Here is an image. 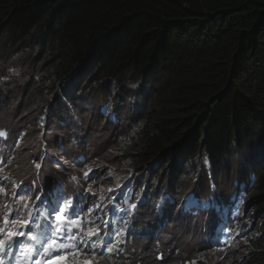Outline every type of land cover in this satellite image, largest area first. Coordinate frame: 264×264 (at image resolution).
I'll use <instances>...</instances> for the list:
<instances>
[{
	"label": "trees",
	"instance_id": "trees-1",
	"mask_svg": "<svg viewBox=\"0 0 264 264\" xmlns=\"http://www.w3.org/2000/svg\"><path fill=\"white\" fill-rule=\"evenodd\" d=\"M0 13V63L17 54L29 80L0 104L10 109L17 98L32 126L46 109L62 111L47 119L57 128L66 111L107 95L103 82L138 78L156 91L108 144L137 156L148 179L173 188L191 181V169L222 171L233 148L264 141V0H0ZM259 159L247 201L260 210L264 153ZM255 243L264 250V235ZM254 257L264 264V253Z\"/></svg>",
	"mask_w": 264,
	"mask_h": 264
},
{
	"label": "clouds",
	"instance_id": "clouds-1",
	"mask_svg": "<svg viewBox=\"0 0 264 264\" xmlns=\"http://www.w3.org/2000/svg\"><path fill=\"white\" fill-rule=\"evenodd\" d=\"M1 64L9 66V70L5 73L7 81L0 83V99L4 96L9 100L8 89L19 86L24 90V85L29 80L27 81V74L19 64L17 54L9 55ZM131 82H135L137 86L143 84L138 78ZM109 90L107 92L110 95L107 92L104 96L92 95L91 107L84 106L88 113L92 110L95 112V120L100 126L107 127L83 126L78 118H84L86 115L74 116V112L77 111L73 110L70 113L66 111L65 116L56 118L58 127L54 128L53 125H47V119L62 111L54 110L51 114H46V109L42 110L40 115H36L35 125L32 126L29 115L19 110L21 103L15 104L19 102L17 98L12 102L10 109L0 104V112L5 110L12 117L9 119L10 126L0 125V149L2 148L5 153L4 157H0V185L3 186V190L0 191V227L4 226L2 224L4 215L11 210L10 220L31 218L34 221L33 232L41 231V228L35 225H44L38 213L40 212L42 217L46 215L47 211L43 207L46 202L41 203L36 198L41 197L43 200V196L47 195L31 193L29 187H46L48 177L56 172L60 176L58 178L54 176L52 183L53 190L59 186L63 192L64 200L61 201L60 206L67 212L68 202L72 203L78 214L80 227L84 231H80V228L74 225H69V228L73 233L83 237L84 241L90 239L96 243L89 244L88 254H85L84 244L80 245L78 251L59 248L51 253L50 257L45 256L41 264L254 263L256 259L254 254L264 253L262 248L255 246V240L261 237L260 233L262 234L258 225L263 223L264 209H255L257 205L250 206L247 198L255 185L253 169L256 164L261 165L263 161L254 162V165H244L245 167L240 169V173H236L234 177L229 173L223 174L226 170L227 158L234 152L235 148H233L224 158L222 171L205 168L196 172L191 169V181L184 179L176 183L173 188L170 183L166 184L167 191L164 197L160 195L163 189L161 180L164 177L159 178L156 193L152 192L151 187L143 186V181L146 184L150 181L148 176L144 180V175L136 171L132 172L135 176L130 180L126 178L119 183L113 182L111 172L119 156L120 160L129 164L132 169L138 168L139 171H143L141 165H135L137 156L126 155L121 151L117 155L110 150L112 146H118L115 141L108 144L113 141L115 133H121L123 137L138 115L133 112L134 107L130 109L128 105L131 98L127 97V92H124L122 98L118 100L111 96L112 91ZM147 97L149 95L142 93L141 100ZM81 113L82 111L77 112V114ZM44 116H46L45 121L42 120ZM109 129L113 130V133ZM91 134L90 152H86L77 166L66 167L67 158L63 152L65 146L69 145L64 146L62 139L84 148ZM33 135L38 138L35 144L31 140ZM5 137L10 139L3 140ZM257 146H264V141H258L253 149ZM57 147L61 148L59 153L51 154L50 151ZM42 148H45L43 152L45 159L41 162L36 154ZM246 150L247 148L244 147L237 151L245 152ZM86 160H88L87 164H85ZM37 164L39 168L36 167ZM41 164L45 165V169L40 168ZM55 164L60 166L52 172L49 171L48 167ZM85 173L88 175L85 176ZM170 176H172L171 171ZM73 177L76 179L73 180ZM22 190H28L26 196ZM50 190L51 186L44 191L47 193ZM194 190L201 197L202 202L193 203ZM23 200L28 201L31 217L23 209L22 204L18 206V203ZM208 202L210 203L206 209L203 205ZM181 203H185L183 208ZM133 205L135 207H132ZM89 209H92L91 213ZM52 219H55L54 215ZM171 219L174 221L180 219L176 230L166 226ZM206 222L214 223V228L208 230L205 228L198 232L204 227L199 224ZM190 225L192 227L188 228ZM15 227L24 228L20 223ZM90 227L98 229V232L97 235L89 238L86 233ZM24 230L27 231V228ZM213 233L215 236H212ZM14 239L25 242L24 237H14ZM105 239L111 240L109 245L111 252H108L103 245ZM70 242L73 241L64 240L65 244ZM146 249L154 253L149 254ZM93 252L96 256L95 260ZM21 258L19 256L14 258L12 255L0 252L2 264H22Z\"/></svg>",
	"mask_w": 264,
	"mask_h": 264
},
{
	"label": "rangeland",
	"instance_id": "rangeland-1",
	"mask_svg": "<svg viewBox=\"0 0 264 264\" xmlns=\"http://www.w3.org/2000/svg\"><path fill=\"white\" fill-rule=\"evenodd\" d=\"M0 15H1V13H0ZM8 70H9V66L2 65L0 63V83L7 81V78L5 77V73ZM149 82H150L149 83V88L147 90H145V88L143 87L144 86L143 84L141 86L140 85L137 86L135 82L126 81L125 83L122 84V81L113 80V81H110L109 83L103 82L101 84L100 88H99V92L100 93H105V92H107L110 89L112 91L111 92V96H114L118 100H120L122 98V94L124 92H127L128 93L127 97L131 98V100L128 103L130 109H132L134 107L132 109L133 112L136 115L141 116L144 113V110H145V104L141 100L142 93L147 94L149 96H153L155 91H156L153 82H151V81H149ZM71 98L73 99L74 103L79 101L78 99H80L76 94H75V96H71ZM150 101H153V97H151ZM80 106H82V105H78V107H80ZM78 115L79 116L86 115L84 118H78V121L82 122L83 126L84 125H87V126H95V125H97L98 127H107L105 125L104 126H100L99 125V122L95 120V112L93 110L88 113V110L83 108L82 109V113L81 114H77V116ZM10 118H12V117L10 115H8L5 110H2L0 112V125L1 126H6V127L10 126L11 125L10 122H9ZM144 119H145V117H143V119L141 120L142 121L141 126H143V124H144V122H143ZM42 120L45 121L46 120V116H44ZM109 130H110L111 133H113V130H111V129H109ZM92 132H93V130H92ZM60 135H62V133H60ZM31 140L35 144L37 142L38 138H37V136L33 135L31 137ZM62 142H63L64 146L66 144L69 145V146H65V149H64V152H63L64 155H66V158H67V162H66L65 166L69 167V168L70 167L73 168L74 163H77V162L81 161V159L83 157L82 156H78L75 160H72V158H75V156H77L76 152H79L83 148L78 147L75 143H73V142H71L69 140H66V139H62ZM69 142H71V143H69ZM91 145H92V134L89 136V140L87 141V146L88 147H87L86 152H90ZM60 150H61V148H58V147L56 148V151H60ZM263 153H264V146H257V148H255L253 150L247 149L245 152L234 151L232 153V155L227 158V161H226V164H225L226 170L223 172V174L229 173L232 177H234V175L236 173H240V169L244 168L245 167L244 165H247V164L254 165V162L255 163L256 162H260L259 157ZM131 159H133V158H131ZM198 160H197V162H195V164L198 163ZM87 161L88 160H86V164H87ZM127 170H129V172H126ZM185 170L188 172L190 170V166L187 165L185 167ZM135 171L137 173H139L140 175H144V180L147 179V175H145L144 172L139 171L138 168L132 169L129 164L122 162L120 160V156H119V158L117 160V163H114V167H113L112 172H111V175L114 178L113 182L119 183V182L124 181L126 178L128 180H130L131 177L135 176V174L132 173V172H135ZM170 171H171V175H174V172H173L172 168H170ZM52 176L53 177L56 176V173L50 174L49 178L52 179L53 178ZM159 180L160 179L153 177V178L150 179V181L147 184L143 181V186L147 185L148 187H151L152 192L156 193V187L159 184ZM166 191H167V187H166V185L163 184V189L160 191L161 197L165 196V192ZM48 194H45V195H48ZM194 202H196V201L193 200V203ZM26 205H27V207H26ZM183 206H185V203H184ZM250 206H252V204ZM22 207L29 214V207H28V201L27 200H23ZM43 207L47 211L46 204ZM181 215H184V214H181ZM38 216L44 221V224H45L46 223V217H45L46 215L42 217V215L39 212ZM263 218H264V215H263ZM52 220L55 221V219H52ZM262 221H263V223L258 225V227H260V230L262 231V234L261 233L259 234L260 236L264 235V219ZM179 223H180V219H177L176 221H174V219H171V220H169V222L167 223L166 226H169V227L171 226L174 230H176L178 228ZM207 223H209L208 227H205V226H207V225H205V223L199 224V226L204 225V227H202L198 232L202 231V229H205V228L207 230L208 229H212V226H211L212 223L211 222H207ZM191 227L192 226L190 225L188 228H191ZM39 232L40 231L35 230L36 234H38ZM212 236H215V233H213ZM153 239H156V238H153ZM140 242H142V241H140ZM129 244L130 243H128V245ZM146 251L150 252V253H154L150 249H146ZM155 252H157V251H155ZM21 262H22V264L25 263L23 258H21Z\"/></svg>",
	"mask_w": 264,
	"mask_h": 264
},
{
	"label": "snow or ice",
	"instance_id": "snow-or-ice-1",
	"mask_svg": "<svg viewBox=\"0 0 264 264\" xmlns=\"http://www.w3.org/2000/svg\"><path fill=\"white\" fill-rule=\"evenodd\" d=\"M39 168V164L36 165ZM88 174L85 173V176ZM76 178L73 177V180ZM3 190V186L0 185V191ZM23 194L26 196L28 190H22ZM13 195H18L13 193ZM43 196V193L41 194ZM41 203L46 202V223L44 225L36 224V227L41 228V231L36 234L32 230L34 221L30 218L24 220L21 218L17 221L15 218L9 219L11 215V210L4 215V226L0 227V252L12 255L14 258L19 256L22 257L26 264H41L45 256L51 255L53 251L59 248H64L65 250L72 249L74 251L80 250V245L84 244L85 254H88L89 244H95L96 241H84L83 237H80L78 233H73L69 228V225H74L80 228V231H84L80 227V220L78 214L75 211L72 203L68 202V211L60 206L61 201L64 199V195L59 186H56L52 192L47 196L36 198ZM210 202L205 203L203 206L207 209ZM27 207V205H26ZM132 207H135L133 205ZM92 209H89L91 213ZM31 217V213L29 214ZM53 215L55 216V221L52 220ZM18 223L23 224L24 228L15 227ZM98 229H92L91 227L87 231V235L90 238L92 235H97ZM14 237H24L25 241H31V243L22 242L21 240L14 239ZM68 239L70 242L68 244L64 243V240ZM111 244L110 239H105L103 245L107 248L108 252H111L109 245ZM103 253H101L102 255ZM59 255V252H57ZM93 259H96L95 253H92ZM35 257V259H33ZM2 264V261H0Z\"/></svg>",
	"mask_w": 264,
	"mask_h": 264
},
{
	"label": "bare ground",
	"instance_id": "bare-ground-1",
	"mask_svg": "<svg viewBox=\"0 0 264 264\" xmlns=\"http://www.w3.org/2000/svg\"><path fill=\"white\" fill-rule=\"evenodd\" d=\"M208 1V0H207ZM263 2V1H262ZM204 3V2H203ZM219 3V2H218ZM244 12V11H243ZM246 12V11H245ZM241 14V13H240ZM247 15V14H246ZM255 16V15H254ZM252 28V27H251ZM247 30V29H246ZM36 55V54H35ZM175 64V63H174ZM40 69V68H39ZM36 71V70H35ZM34 73V72H33ZM40 73V72H39ZM164 73V72H163ZM183 74V73H182ZM204 75V74H203ZM39 77H40V75H39ZM178 77V76H177ZM183 79V78H182ZM205 81V80H204ZM148 83V82H147ZM171 88V87H170ZM182 91V90H181ZM65 99V98H64ZM163 100V99H162ZM74 104H76V102L74 103ZM174 107V106H173ZM179 107V106H178ZM176 108V107H175ZM169 110V109H168ZM74 116H77V112H74ZM5 140H9L10 139V137H5L4 138ZM88 140H89V137H88ZM69 143H71V142H69ZM87 147L88 146H86V147H84L82 150H80L79 152H76V154H77V156H75V158H72V160H75L78 156H82V157H84V155L86 154V150H87ZM71 160V161H72ZM81 161H79V162H77V163H74V166H77L79 163H80ZM86 164V163H85ZM73 166V167H74ZM160 168H161V166H160ZM160 170V169H159ZM161 171V170H160ZM174 172V171H173ZM56 173V172H55ZM56 176H59L57 173H56ZM53 177V176H52ZM56 178H58V177H56ZM48 184H47V186L46 187H43V188H40V187H37V186H34V187H29V189H30V191H32L31 193H43V194H48L49 192H52L53 191V183H52V180L53 179H50L49 177H48ZM59 184H60V182H59ZM51 186V190L49 191V192H45L44 190L47 188V187H50ZM192 197H194V199L193 200H195L196 202H202L203 200L201 199V197L197 194V192H196V190H194L193 191V193H192ZM64 200V199H63ZM184 205V203H181V206L182 207H184L183 206ZM41 214V213H40ZM46 217V216H45ZM205 225H207V227L209 226V223H205ZM212 228H214V223H212ZM39 231V230H38ZM26 243H31V241H25Z\"/></svg>",
	"mask_w": 264,
	"mask_h": 264
}]
</instances>
